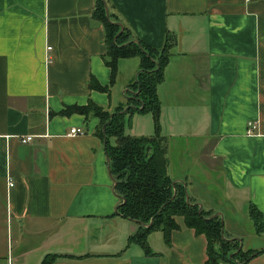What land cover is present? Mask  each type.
Listing matches in <instances>:
<instances>
[{"label": "crops", "instance_id": "1", "mask_svg": "<svg viewBox=\"0 0 264 264\" xmlns=\"http://www.w3.org/2000/svg\"><path fill=\"white\" fill-rule=\"evenodd\" d=\"M104 1L132 38L153 48L174 39L156 86L167 173L220 216L226 238L262 250L242 264H264V231L248 217L252 204L264 219V0ZM94 6L0 0V264H39L50 253L51 264H206L204 235L180 217L167 245L160 232L147 235L150 254L127 243L137 224L114 214L98 118L60 114L89 101L112 112L131 95L138 59L118 58L109 85ZM72 127L83 133L68 135ZM123 132L152 135L151 114H125Z\"/></svg>", "mask_w": 264, "mask_h": 264}, {"label": "trees", "instance_id": "2", "mask_svg": "<svg viewBox=\"0 0 264 264\" xmlns=\"http://www.w3.org/2000/svg\"><path fill=\"white\" fill-rule=\"evenodd\" d=\"M94 1L92 18L103 26L105 53L102 60L109 68V85H112L116 76V60L136 57L138 67L128 90L138 91L126 97L124 111L119 106L107 112L89 101L83 106L64 107L60 114L75 112L98 118L96 132L103 141L114 193L119 199L114 214L137 224L136 230L128 235L127 243H135L144 254H150L147 235L160 232L167 245L170 232L178 227L175 217H180L186 227L193 229L196 234L204 235L206 264H242L257 255L262 250L238 249L239 241L236 238H226L220 216L202 207L199 209L189 197L186 201L183 183L170 178L167 173L165 140L159 134L156 86L163 80L164 67L174 39L167 34L159 48L148 46L132 38L118 17L109 12L107 5L106 18L104 0ZM89 85L97 91L109 90L108 86H101L93 79ZM134 112L151 114L154 128L152 135L135 137L124 134V115ZM110 139L113 143L109 142ZM248 217L256 234L264 231V219L252 204L248 205ZM56 257L55 254H46L39 264H51ZM66 257L80 258L70 254Z\"/></svg>", "mask_w": 264, "mask_h": 264}, {"label": "built area", "instance_id": "3", "mask_svg": "<svg viewBox=\"0 0 264 264\" xmlns=\"http://www.w3.org/2000/svg\"><path fill=\"white\" fill-rule=\"evenodd\" d=\"M46 49L49 50L50 47L47 46ZM254 128H255V123L254 122H249L247 124L246 133L247 134H251L252 130ZM81 133H83L82 129L81 128H77V127H72L68 131V135H70V136H73V135H76V134H81ZM30 139H31V136H24L22 138H19V141L21 143H25V142L29 141ZM8 185H11V182L9 180H8Z\"/></svg>", "mask_w": 264, "mask_h": 264}, {"label": "water", "instance_id": "4", "mask_svg": "<svg viewBox=\"0 0 264 264\" xmlns=\"http://www.w3.org/2000/svg\"><path fill=\"white\" fill-rule=\"evenodd\" d=\"M103 7H104V14H105V16H106V18H107V7H106V4L103 2ZM119 25H120V29H121V24L119 23ZM137 89L135 90V91H130V94H135V93H137ZM126 108H124L123 109V111L125 110ZM185 199H186V201L188 200V196H187V193H186V190H185ZM198 205V208L200 209V205L199 204H197ZM213 215H216V213H213ZM222 234V233H221ZM239 243H240V241H239ZM240 248V244H239V246H238V249Z\"/></svg>", "mask_w": 264, "mask_h": 264}, {"label": "rangeland", "instance_id": "5", "mask_svg": "<svg viewBox=\"0 0 264 264\" xmlns=\"http://www.w3.org/2000/svg\"><path fill=\"white\" fill-rule=\"evenodd\" d=\"M126 119H127V117H126ZM126 119H125V120H126ZM126 126H127V124H126ZM240 228L244 229V226L241 224V225H240ZM225 233H227L226 230H224V234H225ZM227 238H228V237H227ZM244 243H245V242H244ZM244 245H245V244H244ZM228 256H229V255H228Z\"/></svg>", "mask_w": 264, "mask_h": 264}]
</instances>
